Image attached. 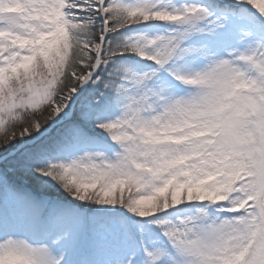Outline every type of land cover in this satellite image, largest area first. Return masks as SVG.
<instances>
[{"label":"snow or ice","instance_id":"snow-or-ice-1","mask_svg":"<svg viewBox=\"0 0 264 264\" xmlns=\"http://www.w3.org/2000/svg\"><path fill=\"white\" fill-rule=\"evenodd\" d=\"M0 264H264V0H0Z\"/></svg>","mask_w":264,"mask_h":264}]
</instances>
